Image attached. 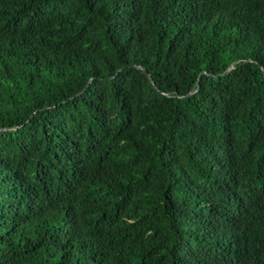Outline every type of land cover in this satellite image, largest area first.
<instances>
[{"label": "trees", "instance_id": "1", "mask_svg": "<svg viewBox=\"0 0 264 264\" xmlns=\"http://www.w3.org/2000/svg\"><path fill=\"white\" fill-rule=\"evenodd\" d=\"M262 69L264 0H0V264H264Z\"/></svg>", "mask_w": 264, "mask_h": 264}, {"label": "water", "instance_id": "2", "mask_svg": "<svg viewBox=\"0 0 264 264\" xmlns=\"http://www.w3.org/2000/svg\"><path fill=\"white\" fill-rule=\"evenodd\" d=\"M233 65H234V64H232L231 67L229 68V70H227L226 72L232 70L231 68L233 67ZM262 71H263V74H264V70H263V69H262ZM148 77H149V75H148Z\"/></svg>", "mask_w": 264, "mask_h": 264}]
</instances>
